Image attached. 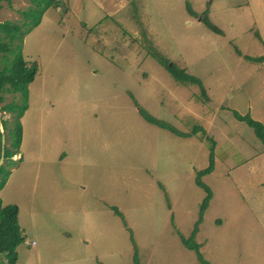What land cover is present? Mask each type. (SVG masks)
<instances>
[{
    "label": "rangeland",
    "instance_id": "374dc122",
    "mask_svg": "<svg viewBox=\"0 0 264 264\" xmlns=\"http://www.w3.org/2000/svg\"><path fill=\"white\" fill-rule=\"evenodd\" d=\"M2 5L0 21L16 22L30 2ZM236 48L264 54V0H61L47 9L23 39V57L38 67L0 190L3 206L18 207L16 264H137L135 254L138 264H201L181 237L206 195L196 179L208 138L214 168L200 180L212 197L194 239L211 264H264V145L233 116L264 123V62ZM161 59L199 78L204 94ZM139 107L181 132L198 129L178 136ZM1 119L10 126V113ZM2 133L6 145L0 124V147Z\"/></svg>",
    "mask_w": 264,
    "mask_h": 264
},
{
    "label": "trees",
    "instance_id": "16d2710c",
    "mask_svg": "<svg viewBox=\"0 0 264 264\" xmlns=\"http://www.w3.org/2000/svg\"><path fill=\"white\" fill-rule=\"evenodd\" d=\"M2 1L9 2V0H0V10L3 6ZM29 2L30 5L28 8L20 11L22 17L20 21H0V112L11 114L10 126L7 119H1V124L7 131V144L5 145L3 164L0 167V190L4 186L9 175L8 165L13 162V156L19 153L20 144L22 142V124L20 119L28 108V85L34 80L38 67L35 61L29 63L23 57V39L26 34L40 24L45 11L51 7L57 8L61 0H29ZM186 9L189 14H196L189 5H186ZM206 17L205 15L204 18H202L206 26L213 32L222 33V31L212 24V22L208 21ZM256 34L260 37L259 33L256 32ZM236 52L247 61L254 63L264 62V54L260 56L242 55L241 51L237 48ZM160 61L177 80L197 84L204 94L203 84L199 78L187 74L182 69H178L174 63L166 59H161ZM6 94L11 95L13 100L4 103ZM138 110L147 122L168 129L178 136L190 137L192 134H195L198 129L197 127L190 133H184L175 129L168 123L154 118L143 108L139 107ZM233 116L251 127L256 138L264 145V123L252 118L248 113L240 114L236 110H233ZM208 140L211 142L209 146L208 166L198 172L196 179V184L205 190L206 195L200 206L199 218L195 222L190 236L188 238L181 237L182 243L188 249L196 252L197 259L201 264H211L203 257L200 251L201 246L194 239L199 231L198 225L212 197L211 189L200 180L201 176L212 172L214 168V142L212 141L213 139L208 138ZM114 211L117 215L121 216V213L117 209L114 208ZM22 241L23 235L18 223V207L14 204L3 206L0 200V253H4L8 264H16V248ZM134 261L138 264L136 254L134 256Z\"/></svg>",
    "mask_w": 264,
    "mask_h": 264
},
{
    "label": "water",
    "instance_id": "95a60500",
    "mask_svg": "<svg viewBox=\"0 0 264 264\" xmlns=\"http://www.w3.org/2000/svg\"><path fill=\"white\" fill-rule=\"evenodd\" d=\"M4 154H5V135L2 133L1 134V147H0V167L3 164Z\"/></svg>",
    "mask_w": 264,
    "mask_h": 264
},
{
    "label": "crops",
    "instance_id": "0c3cea01",
    "mask_svg": "<svg viewBox=\"0 0 264 264\" xmlns=\"http://www.w3.org/2000/svg\"><path fill=\"white\" fill-rule=\"evenodd\" d=\"M128 60L127 59H125V62H127ZM146 62L148 63L149 61L148 60H146ZM143 64V63H142ZM141 64V65H142ZM135 65H138V66H141L140 64H138V63H136Z\"/></svg>",
    "mask_w": 264,
    "mask_h": 264
}]
</instances>
